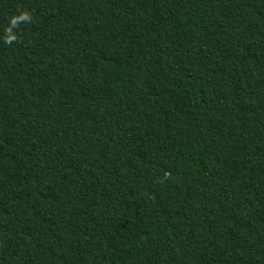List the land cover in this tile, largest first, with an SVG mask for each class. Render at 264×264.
Returning <instances> with one entry per match:
<instances>
[{
  "label": "trees",
  "instance_id": "16d2710c",
  "mask_svg": "<svg viewBox=\"0 0 264 264\" xmlns=\"http://www.w3.org/2000/svg\"><path fill=\"white\" fill-rule=\"evenodd\" d=\"M0 264H264V0H0Z\"/></svg>",
  "mask_w": 264,
  "mask_h": 264
}]
</instances>
